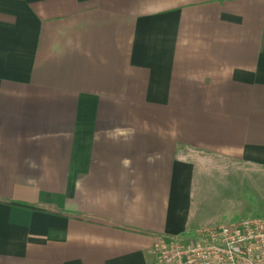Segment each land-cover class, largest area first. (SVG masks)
Instances as JSON below:
<instances>
[{"label":"crops","instance_id":"1","mask_svg":"<svg viewBox=\"0 0 264 264\" xmlns=\"http://www.w3.org/2000/svg\"><path fill=\"white\" fill-rule=\"evenodd\" d=\"M237 170L264 191V0H0V264H157Z\"/></svg>","mask_w":264,"mask_h":264},{"label":"built area","instance_id":"2","mask_svg":"<svg viewBox=\"0 0 264 264\" xmlns=\"http://www.w3.org/2000/svg\"><path fill=\"white\" fill-rule=\"evenodd\" d=\"M157 264H264V219L208 226L188 237H160Z\"/></svg>","mask_w":264,"mask_h":264},{"label":"rangeland","instance_id":"3","mask_svg":"<svg viewBox=\"0 0 264 264\" xmlns=\"http://www.w3.org/2000/svg\"><path fill=\"white\" fill-rule=\"evenodd\" d=\"M235 167V166H234ZM242 173L228 172L226 177L216 175L215 179L203 181L210 192L199 190L196 209L200 220H209L208 225L193 226L192 232L206 226H219L245 219H264V191L249 190ZM262 185V182H261ZM264 185V183H263Z\"/></svg>","mask_w":264,"mask_h":264}]
</instances>
